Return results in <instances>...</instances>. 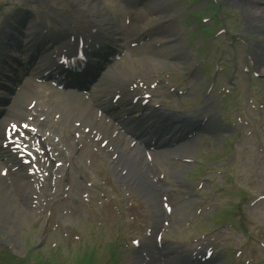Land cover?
<instances>
[{"label": "rangeland", "instance_id": "374dc122", "mask_svg": "<svg viewBox=\"0 0 264 264\" xmlns=\"http://www.w3.org/2000/svg\"><path fill=\"white\" fill-rule=\"evenodd\" d=\"M153 2L154 0L150 1L148 8H156L157 4H159L160 8L164 10L163 16L193 12V15L203 14L209 17L210 20L216 19L222 23L221 16H216L213 10L209 9V7L217 6L214 0L209 2H206V0H162L159 3ZM231 2L237 4L236 0ZM221 4L223 5V10L230 12V15L235 13L232 16L233 18H226L225 23L228 29L235 33L244 32L248 39H254L256 35L246 29L241 11L226 0H222ZM99 5L106 9L115 18L116 22L119 24L122 22L121 10L123 9H119L111 0L99 1ZM44 11L57 16L55 9L46 7ZM113 11L114 13H112ZM144 14H148L147 9ZM192 22L196 26L195 31ZM214 24L212 22L205 24L201 23L200 20H192L190 18L184 19L175 25L173 23L165 25L164 29L166 32L169 30L167 32L168 35H174L175 39H177L176 43H178V46L170 52L171 58L175 60L168 59L169 55L164 51L167 49L164 48L160 50L161 52L158 56L161 61H164L167 57L168 62L165 60L152 73L143 72L137 76L140 80L144 77L149 83L156 76L161 78L166 76L170 69H174L170 72L173 74L172 76L170 75L171 83L167 85V88L164 89L163 87L152 93L151 100L153 104L163 108L168 106L175 111L193 113L198 108H203L209 103L211 105L215 101L217 108L213 111L218 114L221 107L220 94L227 91L229 93L232 92L234 95L232 98L226 95L227 104L221 110L223 113L225 112L230 123L234 124L235 133H233L234 139L232 142L235 144L230 147V150L225 149L223 142H211L210 146L200 151L201 153L204 152V154L210 152L205 159V165L190 167L191 169L183 168L179 179L174 175L173 170L185 166L183 163L163 158L161 159L162 162L157 166L159 172L164 175L161 183H167L165 190L162 191L163 197L166 198V201L173 209L171 215L164 218L167 220L168 225L163 234L167 238L168 244L172 247H185V244L189 246L192 241L204 236V240L212 241L210 243L214 245L217 255H221L217 264H223L225 257H227V264H234L235 257L233 255L236 251H238V254H242L240 257L242 263L246 261L248 264H264V201L256 200V197L261 195L260 183L264 181V163L261 160L262 155L259 153L264 152V109H255L257 106H262L264 91L262 92L261 89L256 90L255 86L249 90L244 75L238 74L235 78L231 74V71L236 66H233V63L228 62V60L225 62L226 58L232 59L231 49L226 46L228 44L227 40L224 39L225 42L222 45H219V42H213L215 44V47L213 46L212 48L213 50L205 58L201 55L204 52V48L201 45L206 46L208 44V42H205L206 36L210 37V35L206 34L207 30L212 32L210 29L212 26V28L220 26V24ZM190 32H193L194 38L189 40L187 35ZM188 40L191 42L190 48H187L186 41ZM225 50L229 52L225 54ZM150 51V47L142 48L127 57L132 59L138 54L148 55L151 53ZM219 54L222 55L224 61L217 60ZM237 55L239 56L240 52H237ZM200 58L203 60H200ZM240 67L242 65L239 66V69ZM216 68H223L225 75L217 79V85L212 97L209 95L204 97L207 75L213 73ZM190 73L193 74L192 82L189 80L191 88L187 93L189 97L185 101H179L167 93L171 87L178 84L182 75ZM228 80L236 85L235 88L231 89L229 82H227ZM209 83L213 84V81H209ZM234 108H239L241 112L235 113ZM258 136L260 141L257 140ZM224 139L229 140L228 138ZM196 143H198V140H195L192 144L195 150L197 148ZM214 149L217 150L216 153H214ZM165 156L167 155L164 154L163 157ZM77 162V166L80 168L74 172L77 178L88 175L93 181L101 180L99 173L103 175L105 173L104 177H111L103 160L89 155L85 150H82L78 155ZM207 164L209 165L207 166ZM166 168H168L167 171ZM186 177H189V180H186ZM195 177L203 180L201 182L195 181ZM251 182H255L254 185H250ZM234 184L237 185L234 187ZM78 186V190L82 192L84 187L81 184H78ZM101 186L104 193L108 195L105 197L104 202L94 199L91 201L92 207L87 210V213L82 212L77 216H73L72 213L63 219L66 222V229L73 232L75 241L70 239L66 242L63 239L66 233H61L58 240L48 238L47 241L45 239L40 242V227L33 220L28 226L31 220L30 217H26L23 225L20 223L21 226L15 224V219L11 220L8 227L0 224V228H5V230H0V263H5L4 252L23 258L31 251V264L39 260L38 254L43 255L45 259L51 257L52 264H72L70 259L64 258L66 255L73 252L79 255L80 250L83 252L88 249L94 251L98 264L106 263L110 254L109 250L104 247V243L113 241L114 233L117 231L125 233V235L126 231H129L128 236L135 238L140 234L143 226H149L152 210L150 212L149 208L145 210L138 199L139 197H137V208L135 209L137 216L128 220L125 213L132 210V206H127L126 198L123 197V215L118 211V216L114 214L112 207L114 205L118 210L116 203L113 202L117 197L119 199L122 198L119 187L115 184H106L104 182ZM66 209L69 212L71 211L69 206ZM199 212L200 216L198 217ZM147 213H150V215H147ZM87 219L89 222L84 223ZM71 221L73 222L72 224H75L74 226L71 225ZM132 221H134V224H132ZM98 222H101V225H98ZM241 226L244 227L245 231H242ZM11 232L15 236L10 235ZM200 241H203V239H200ZM54 244H56V248L51 249L49 246ZM207 244L209 243L207 242ZM57 251H60L59 258L52 255L53 252ZM132 258L133 255L131 253L126 254V264H129Z\"/></svg>", "mask_w": 264, "mask_h": 264}, {"label": "bare ground", "instance_id": "6f19581e", "mask_svg": "<svg viewBox=\"0 0 264 264\" xmlns=\"http://www.w3.org/2000/svg\"><path fill=\"white\" fill-rule=\"evenodd\" d=\"M75 7L82 9L83 12H87L86 14L88 18H91L93 20V17H96V21L101 24L104 28H112L115 29L114 20L110 18V16L104 12L103 8L98 4L95 0H70ZM162 0H154L153 3H159ZM229 4H231L233 7L239 9L241 11L243 21L245 22L246 29L248 31L255 30L256 28H262L264 25V0H238L237 4L232 3L231 1L234 0H226ZM259 4H263V6H260ZM147 12L151 14L150 16V22L146 24V26L153 25L156 23L161 22L162 20L168 18L169 16H163L164 10L160 7H149L147 9ZM92 24L93 21L89 20ZM146 26L141 24L140 21H135L134 19L129 24V33L132 34L134 32V29H140L143 30ZM254 26V28H253ZM174 30V29H173ZM167 33V32H166ZM134 35V34H132ZM174 35L169 34V37L162 36V39L170 40ZM178 46V43H174L173 45L169 46L165 52L168 53L172 52L175 47ZM252 47H254V52L257 57V63L258 67L262 70H264V59H263V51H264V38L259 37V39L256 40L255 43L252 44ZM161 51H155L151 52L148 55H142L138 54L135 55L132 59L128 58L126 55L118 61L114 66L110 67L107 72L103 75L102 80L96 85L94 91L95 93L92 96V105L87 103L79 102L78 104H60L61 108L64 111H68L69 114L74 115L73 112L76 113V115L84 116L85 115V109H93L95 108L100 102L99 100L103 95H109L111 92L119 88V86L124 82L125 79L130 78L132 73L135 71H144V72H151L156 67L162 65L161 58L158 56V54ZM260 53V54H258ZM262 53V57L260 56ZM173 54V53H172ZM29 96V93L27 91H23L21 94H19L18 101L22 102ZM135 96H130V98H133ZM125 98V97H123ZM105 103V101H103ZM156 126L154 123L151 125L150 128H155ZM173 128L172 127H161L160 135L163 137L168 136L169 134H172L174 136V133H172ZM193 148L192 143H187L182 146L181 152L182 153H188ZM9 203L4 202L1 204L4 208L6 206V210H4V214L2 215L5 218V221H8V219H15L16 224L19 226L22 219L19 215L18 211L22 208L21 205H8ZM17 206V207H16ZM15 209V213L10 212V210ZM12 213V216H11Z\"/></svg>", "mask_w": 264, "mask_h": 264}]
</instances>
